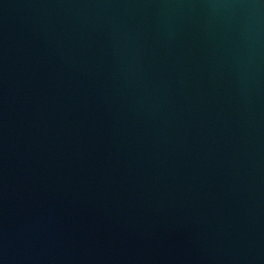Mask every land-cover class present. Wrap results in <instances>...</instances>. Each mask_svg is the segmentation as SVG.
I'll return each instance as SVG.
<instances>
[{
  "label": "water",
  "instance_id": "water-1",
  "mask_svg": "<svg viewBox=\"0 0 264 264\" xmlns=\"http://www.w3.org/2000/svg\"><path fill=\"white\" fill-rule=\"evenodd\" d=\"M0 264H264V0H0Z\"/></svg>",
  "mask_w": 264,
  "mask_h": 264
}]
</instances>
